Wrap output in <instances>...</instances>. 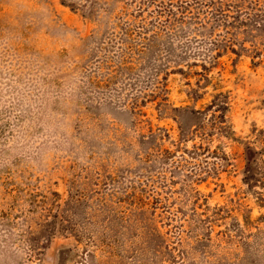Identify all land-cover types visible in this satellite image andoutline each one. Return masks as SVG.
Here are the masks:
<instances>
[{"label":"rangeland","instance_id":"obj_1","mask_svg":"<svg viewBox=\"0 0 264 264\" xmlns=\"http://www.w3.org/2000/svg\"><path fill=\"white\" fill-rule=\"evenodd\" d=\"M0 264H264V0H0Z\"/></svg>","mask_w":264,"mask_h":264}]
</instances>
